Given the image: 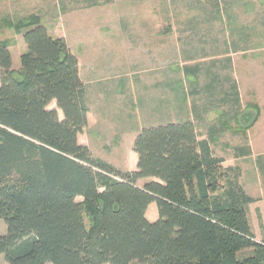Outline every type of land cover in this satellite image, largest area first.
Returning <instances> with one entry per match:
<instances>
[{
    "label": "trees",
    "instance_id": "trees-1",
    "mask_svg": "<svg viewBox=\"0 0 264 264\" xmlns=\"http://www.w3.org/2000/svg\"><path fill=\"white\" fill-rule=\"evenodd\" d=\"M222 14L217 8L203 20L218 22ZM5 24L27 48L15 71L11 43L0 41V220L7 226L0 257L6 264H264L242 168L225 167L211 144L199 141L193 122L143 129L134 143V172L94 158L78 142L88 108L67 41L52 37L38 15ZM231 49L246 47L234 41ZM225 77L212 74L215 87L207 90L226 88L237 120L239 92L234 81L227 88ZM153 204L158 219L150 222Z\"/></svg>",
    "mask_w": 264,
    "mask_h": 264
},
{
    "label": "rangeland",
    "instance_id": "rangeland-1",
    "mask_svg": "<svg viewBox=\"0 0 264 264\" xmlns=\"http://www.w3.org/2000/svg\"><path fill=\"white\" fill-rule=\"evenodd\" d=\"M217 8L223 13L220 21L213 22V25L206 23L201 26V29L207 31V35L210 33V36L204 37L205 42L201 44L204 47H193V44L196 45L194 39L182 41V37H194L192 31H183V29L190 30L193 28L191 26L193 20L200 22L204 14L213 13ZM31 15H38L42 25L51 34L64 36L70 44L79 47L84 39L91 40L102 33L100 30L104 26L133 24L153 27L157 30L154 34L158 37L152 45L155 49V68L159 67L162 61L160 55L163 56L164 63L162 69L156 70L154 78H147V87L151 88L152 84L155 85L162 80L160 76L162 72L171 75L174 85L167 99L163 98L157 89L149 90L148 93L160 100H169L174 108L182 103V81L178 80L181 77L180 58L199 52L203 54L202 56L214 57V61H224L225 57H233L234 69L233 73L229 74L226 85L228 88L231 84L233 88V81L236 83L240 92L238 96L242 112L237 120L231 123L230 135L244 133L248 136L246 144L251 143L252 155L239 161L236 166L243 169L241 184L246 186L245 189L248 190L246 193L253 199L248 206L253 232L258 242H264V0H0V41H10V51L17 60H20L23 54L25 42L21 34L5 24V20L16 22ZM234 41L239 47L246 49L244 51L231 49ZM227 42L229 43L227 46L231 44L230 48L224 46ZM126 43L134 47L132 41ZM213 44L216 45L212 46ZM125 49L124 45V51ZM225 51L229 52L224 53ZM179 56L180 58L177 59ZM123 61L127 68V65L133 62V58L124 57ZM222 67L220 62L218 68ZM20 68L21 65L16 66L14 70L19 71ZM136 89L137 87L133 86L134 93ZM55 108L56 105L50 106V109ZM215 117L223 116L214 112L211 118ZM106 162L115 167H130L135 164V160L132 159H112ZM147 214L151 219H156L157 206L151 205ZM85 217L89 225V218ZM2 229L7 233L4 220H0V231ZM3 259L0 260V264H6Z\"/></svg>",
    "mask_w": 264,
    "mask_h": 264
},
{
    "label": "crops",
    "instance_id": "crops-1",
    "mask_svg": "<svg viewBox=\"0 0 264 264\" xmlns=\"http://www.w3.org/2000/svg\"><path fill=\"white\" fill-rule=\"evenodd\" d=\"M201 18L200 22H196L197 27L194 23L190 30L183 29V31H192L194 37H182V41L187 42L189 39H194L196 45L192 46L195 48L204 47L201 44L205 42L204 37L207 38L201 26L208 22H203V17ZM213 22L217 21L212 20L209 24L213 25ZM100 31L102 33L96 38L84 39L80 47L70 44L64 36H54L49 32L54 38H64L71 52L78 59L79 76L85 90L84 102L88 108V126L79 135L78 142L81 146L89 148L94 158L103 161L135 160L134 166H114L122 172H134L137 170L138 155L133 149L139 133L146 128L178 121L193 122L199 141H208L214 155L224 159L225 167L236 166L239 161L252 155L251 143L246 144L248 136L230 135L231 123L235 121V112L231 106L226 104L227 89L224 88L222 94L219 89L207 90L208 87H215L212 74L220 73L223 76H229L233 73V57H225L226 60L221 62L223 67L219 69V63L214 61V57L202 56L201 52L190 54L189 57L184 56L183 59L179 56L177 59L180 58L182 71L179 72L181 77L178 80L182 81V103L174 108L169 100L163 99L165 100L163 101L148 93L149 90L157 89L163 98L167 99V95L171 93L172 81H174L171 80L168 72H162L160 75L162 80L155 85L152 84L151 88L147 87V78H154L156 70L162 69L164 63L163 56L160 55L162 57L161 67L159 65L155 68V49L152 45L158 38L154 34L157 30L145 25L118 24L104 26ZM109 32L119 34H108ZM122 32L130 33L123 34ZM125 41H132L134 47L126 45ZM227 44L229 43H224V46ZM124 45L126 51H124ZM26 50L25 45L23 52ZM129 56L133 58V62L131 61L125 68L123 60L124 57ZM12 57L14 69L21 64L20 60L15 59L13 53ZM132 63L133 66H131ZM133 86L137 87L135 93ZM139 107L141 116H139ZM214 112L220 113L223 117L211 118ZM129 153L131 155L128 156ZM243 186L245 189L246 186L244 184ZM147 219L155 222L158 215L153 220L147 214ZM5 233V229L0 231L2 236ZM2 259L1 256L0 260Z\"/></svg>",
    "mask_w": 264,
    "mask_h": 264
}]
</instances>
